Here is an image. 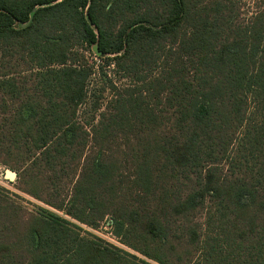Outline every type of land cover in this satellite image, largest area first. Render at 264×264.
I'll use <instances>...</instances> for the list:
<instances>
[{
	"label": "trees",
	"instance_id": "1",
	"mask_svg": "<svg viewBox=\"0 0 264 264\" xmlns=\"http://www.w3.org/2000/svg\"><path fill=\"white\" fill-rule=\"evenodd\" d=\"M238 2L0 0V162L157 264H264V6ZM71 227L0 196V264H150Z\"/></svg>",
	"mask_w": 264,
	"mask_h": 264
},
{
	"label": "rangeland",
	"instance_id": "2",
	"mask_svg": "<svg viewBox=\"0 0 264 264\" xmlns=\"http://www.w3.org/2000/svg\"><path fill=\"white\" fill-rule=\"evenodd\" d=\"M238 1L239 8L241 11V18L249 16L252 11H255L256 9L264 6V0ZM89 64L93 69L89 84L94 85L96 82H98V85H100L103 79L101 78V75L96 72V66H98L99 68L100 64L98 62V58L93 52H91V56H89ZM103 71L106 75L108 74L112 78V81L115 85L120 86V82L119 80H116V76L113 74L111 66H107V68H104ZM121 81L124 80L122 79ZM6 169L15 171L16 176L13 179L6 178L4 174ZM17 173V170L11 169L9 165L0 162V196L7 197L17 203L21 207L23 216L25 218H29L32 216H47L48 213L54 214L59 218L65 219L70 226H73L71 228H73L76 233H79L80 236L93 240L99 243L100 245H107L116 249L127 251L132 255H136V257L139 259H144L148 261L150 264H157L156 262L146 259L130 247L122 244L118 237L114 236L111 232L108 217L104 218L99 224H97V226H91L81 223L75 218L66 214L63 209L52 207L43 202L42 200L31 196L25 191H23V186L33 190L34 192L40 191L42 188H40L38 185L35 186V184L32 183V173L28 175L26 180L20 179ZM52 180L54 182L51 183L49 186L45 187L44 189H49L56 192L57 197L65 195V199H68L69 195H67V193L70 192L71 184L67 182V178H60L59 180H56L53 177ZM43 194L45 198H48V192L43 191ZM34 237V235L27 234L25 236L26 239L24 238L25 243L27 245L32 244Z\"/></svg>",
	"mask_w": 264,
	"mask_h": 264
},
{
	"label": "water",
	"instance_id": "3",
	"mask_svg": "<svg viewBox=\"0 0 264 264\" xmlns=\"http://www.w3.org/2000/svg\"><path fill=\"white\" fill-rule=\"evenodd\" d=\"M4 174L8 179H13L16 176V172L10 169H6Z\"/></svg>",
	"mask_w": 264,
	"mask_h": 264
}]
</instances>
